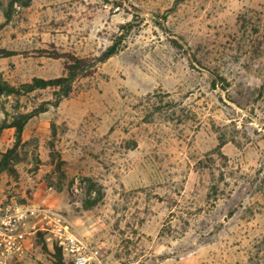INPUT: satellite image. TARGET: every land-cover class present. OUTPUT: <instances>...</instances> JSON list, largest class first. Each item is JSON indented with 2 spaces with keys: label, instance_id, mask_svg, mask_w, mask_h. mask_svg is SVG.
Listing matches in <instances>:
<instances>
[{
  "label": "rangeland",
  "instance_id": "rangeland-1",
  "mask_svg": "<svg viewBox=\"0 0 264 264\" xmlns=\"http://www.w3.org/2000/svg\"><path fill=\"white\" fill-rule=\"evenodd\" d=\"M74 58L67 94H1L0 203L56 208L93 264H264V0H0V85Z\"/></svg>",
  "mask_w": 264,
  "mask_h": 264
},
{
  "label": "built area",
  "instance_id": "built-area-1",
  "mask_svg": "<svg viewBox=\"0 0 264 264\" xmlns=\"http://www.w3.org/2000/svg\"><path fill=\"white\" fill-rule=\"evenodd\" d=\"M32 237H41L51 247L60 248L72 264L98 260V249L90 246L56 208L0 203V264L22 255Z\"/></svg>",
  "mask_w": 264,
  "mask_h": 264
},
{
  "label": "trees",
  "instance_id": "trees-1",
  "mask_svg": "<svg viewBox=\"0 0 264 264\" xmlns=\"http://www.w3.org/2000/svg\"><path fill=\"white\" fill-rule=\"evenodd\" d=\"M129 26V25H128ZM116 44L109 46L105 52L102 54L101 59L109 58L117 52ZM95 65V62H92L91 59H78L74 58L73 63L67 65V75L57 79L45 80L41 78L34 79L31 83L23 84L19 88L10 86L8 84L0 85V96L1 94H20L21 92H31L35 89H43L46 87H61L65 94H67L71 88L74 80L83 74H88L91 68ZM221 77L215 75L213 81V86L216 88V82ZM35 113V112H34ZM33 115L32 112L24 113L17 117H14L10 123H5L3 127H13L15 129L16 139L19 141L21 139L23 129L28 122L29 118ZM11 152V151H10ZM217 188H213V192L216 193ZM57 251L62 253L60 248H57Z\"/></svg>",
  "mask_w": 264,
  "mask_h": 264
}]
</instances>
